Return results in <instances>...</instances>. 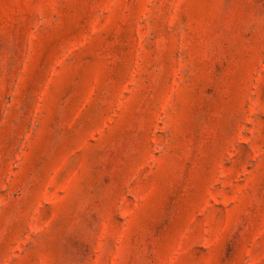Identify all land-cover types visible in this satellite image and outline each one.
<instances>
[{
  "label": "rangeland",
  "instance_id": "rangeland-1",
  "mask_svg": "<svg viewBox=\"0 0 264 264\" xmlns=\"http://www.w3.org/2000/svg\"><path fill=\"white\" fill-rule=\"evenodd\" d=\"M0 264H264V0H0Z\"/></svg>",
  "mask_w": 264,
  "mask_h": 264
}]
</instances>
